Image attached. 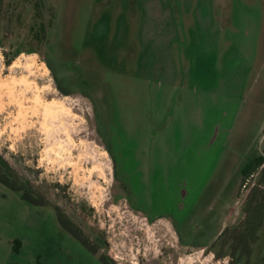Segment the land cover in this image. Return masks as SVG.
<instances>
[{
	"label": "rangeland",
	"instance_id": "1",
	"mask_svg": "<svg viewBox=\"0 0 264 264\" xmlns=\"http://www.w3.org/2000/svg\"><path fill=\"white\" fill-rule=\"evenodd\" d=\"M258 154L264 0H0V264H259Z\"/></svg>",
	"mask_w": 264,
	"mask_h": 264
},
{
	"label": "trees",
	"instance_id": "2",
	"mask_svg": "<svg viewBox=\"0 0 264 264\" xmlns=\"http://www.w3.org/2000/svg\"><path fill=\"white\" fill-rule=\"evenodd\" d=\"M47 66L51 68L50 64L46 62ZM55 85L63 93H68L67 88H62L57 82ZM254 173V180L247 193L242 205V218L237 225L232 228V238L234 243L231 245V254L233 256L234 251L238 247V258L244 256L248 257L249 243L255 238L256 229L258 228L262 218L264 217V156L258 154L253 156L247 164L241 169V176ZM242 179V178H241ZM0 182L6 186L16 189L17 187L6 179L2 172H0ZM21 197L31 203L33 199L27 193L22 192ZM59 224L66 227L64 221L57 217ZM83 241V240H82ZM103 264H111L104 260ZM259 264H264V254L262 255Z\"/></svg>",
	"mask_w": 264,
	"mask_h": 264
}]
</instances>
